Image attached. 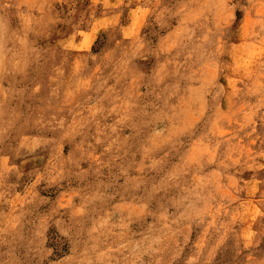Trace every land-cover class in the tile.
I'll use <instances>...</instances> for the list:
<instances>
[{"label":"rangeland","instance_id":"374dc122","mask_svg":"<svg viewBox=\"0 0 264 264\" xmlns=\"http://www.w3.org/2000/svg\"><path fill=\"white\" fill-rule=\"evenodd\" d=\"M0 264H264V0H0Z\"/></svg>","mask_w":264,"mask_h":264}]
</instances>
